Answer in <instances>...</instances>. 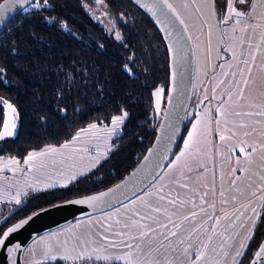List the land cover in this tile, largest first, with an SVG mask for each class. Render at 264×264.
Listing matches in <instances>:
<instances>
[{
	"label": "trees",
	"instance_id": "16d2710c",
	"mask_svg": "<svg viewBox=\"0 0 264 264\" xmlns=\"http://www.w3.org/2000/svg\"><path fill=\"white\" fill-rule=\"evenodd\" d=\"M214 1L220 10L223 0ZM0 69V99L18 115L15 136L0 140V156L22 159L67 143L88 124L109 125L128 113L88 174L29 197L2 220L11 209L6 211L0 234L35 210L113 185L153 140L158 122L153 91L160 86L165 94L167 54L152 20L129 0L33 1L0 30ZM3 117L0 104V126ZM193 118L188 114L175 152ZM263 234L264 207L242 264Z\"/></svg>",
	"mask_w": 264,
	"mask_h": 264
},
{
	"label": "rangeland",
	"instance_id": "374dc122",
	"mask_svg": "<svg viewBox=\"0 0 264 264\" xmlns=\"http://www.w3.org/2000/svg\"><path fill=\"white\" fill-rule=\"evenodd\" d=\"M225 1L227 3V13L223 15L222 20L224 22L226 20L228 23L221 24L219 16H216L218 24H221V46L219 57H217L215 62L206 63L208 66L206 67V71H204L205 79L203 82L200 81L202 78L198 80V73L196 74L197 78L195 81L196 84L197 82H199V84H197L195 91L192 94L188 111V114H190L193 108L194 110L200 109L201 117L204 118L202 119L203 123L208 124V141L205 140L206 144L203 142V146L205 145L204 151L207 153V156L205 158L203 157L202 162L206 166H209L211 175L214 174L212 168L214 167V164L216 165L218 179L222 174V170L224 171L221 181L219 179L220 187L216 184V186L219 187L218 192L214 188L212 182L207 190L203 191V194L206 193L205 196H199L198 199L199 206L201 205L202 209L211 210V216L205 223V232L207 233V236L204 244H207L208 247L204 249L201 246L200 248V251L203 253L208 250L209 245L211 246L212 241L217 238L218 235L219 239L223 241L235 227V224L226 225V222L223 221V217L219 219V225H216L215 221L218 218L216 216L214 217L213 214L218 207H221V203L223 202L224 196L221 195V193L226 194V199L231 198L237 201L244 197V191L234 193L235 190H233L234 187H238L242 182L245 184L248 182L247 179L245 180V177L244 180L239 179L237 181V173L236 171H233V166H236L235 163L243 160L245 156V154L241 153L239 150L241 141H249L252 136L264 137V116L243 115L244 113H259L264 111V108L261 105L253 107L250 102L251 99L255 100V102L260 100L264 101L263 81L258 79L260 78V74H258L257 78L255 77L256 79L253 80V62L250 60L252 57V43L261 40L262 36H264V0H251V3L247 8V15L240 17L239 24L236 23L237 18L231 15L229 10V6H232L233 0ZM229 15H231V18L227 19ZM260 25L261 28H263L262 31H259L258 29ZM241 29L246 30L241 31ZM244 61H247V64H245ZM200 65V62L196 60L197 70H199ZM249 68L251 69L250 73L248 71ZM262 68L264 69V67H261V69ZM245 80L247 81L246 85L244 83ZM160 90L163 91L160 98V108L157 111L156 92ZM253 92H255L256 97L252 96ZM164 96L163 87L159 86L153 91L154 107L158 116L162 110ZM229 96H231V99H229ZM217 109H222L224 115H220ZM236 113H241L242 115L237 116ZM119 116H123V114ZM217 120L220 121L219 125L216 123ZM241 123L248 125V127H239ZM92 124L95 123L88 124L82 129L87 130ZM95 125L97 126L95 136H93L92 133L86 135L82 134V129H80L73 137H76L79 134L82 138L74 144L71 143L73 137L67 142L72 148L80 149V151L72 152L71 159L65 158L63 164L59 163V160L61 159L60 157H49L47 158L48 166L46 168L39 170L34 169L31 173H28V167L24 163L27 155L22 159L0 156V161L5 162V164L7 161L13 159L20 161L19 169L23 170H17L14 173L9 170L8 167H4V170L0 172V216L17 205L15 201L11 199V196L15 195L17 188L27 192L26 196L21 197L22 202L31 196L42 193L43 191L62 188L64 187L61 186L62 184L68 185L79 177L88 174V172L99 162L98 159H101L106 155L109 149L106 141L111 139L116 131H119V125L115 127V131H112V122L109 125L97 123ZM2 127L0 130H2ZM245 132H248L250 135L245 137L243 135ZM233 133H235V135H233ZM221 135L226 137L224 141L220 140ZM187 136V131H185V140L184 137L182 139L184 144L187 141ZM182 142L179 144V147L176 152H174L167 166H171L173 162L180 163V159L177 160V157H181V153L184 150V148H182ZM60 146L61 145L52 147L59 148ZM244 146L248 153L247 145ZM45 148L35 152H40ZM263 151L264 150L257 149L255 153L264 154ZM237 152L241 156L237 157ZM53 160L57 161L54 165L52 163ZM253 162H255V160H253L249 166H252ZM259 166L263 167L264 165L259 164ZM12 167L16 166L13 165ZM229 169L231 170L230 173H228ZM73 172L77 174L76 179L68 180L67 177ZM81 172L83 174H81ZM211 177L213 179V176ZM156 180L140 195L114 209L74 220L59 228L37 236L24 248L22 253V264H34L35 261H43V264H54L57 260H61L62 263L65 264H73V261H65L61 258L60 252L65 246V243L67 244V247L71 248L72 246L79 244L80 240H84L87 246L91 248L106 247L107 242L112 240H127V234L129 232L132 235L138 234L136 229L131 227L132 221L139 220L140 217L145 214L157 216L162 223L168 224V229L163 231L170 230L169 227L172 224L169 223V221H166V217L158 213H151L150 211L151 208H155L153 206L156 200L150 201L149 203L150 199L148 194L154 191L155 186H158L156 184L159 181ZM249 180L251 181L250 177ZM35 181L40 182L39 185H37V190L25 187L26 182L32 183ZM54 181H59L60 183H57L52 188L43 187L44 183H53ZM228 185H232V188L227 189ZM161 189L163 190L164 187H161ZM155 192H158V190L156 189ZM215 193L218 194V201L215 197ZM233 193L234 196H231ZM249 193L250 192H248V195H250ZM218 202H220L219 206L217 205ZM242 208L243 207H237L234 214L239 212ZM168 210L170 212L169 207ZM117 221H119V223H117ZM125 224L129 225V227L125 228ZM149 226L159 229V225L156 223H150ZM224 226L226 227L224 228ZM213 227L216 229L215 232L212 231ZM117 232H124L125 236L120 237L115 235ZM183 232L184 230L179 234H182ZM152 235L157 234L153 233ZM103 237H106L107 239H102ZM209 238H211L210 241ZM161 239L162 237H159L158 235L157 239L154 241L150 238L146 239L142 245V252H137L135 248L132 249V251L138 259L152 261L154 264H186L184 259L186 254H182L180 251L181 244L179 241L184 240L182 236H178L177 234L176 237H172L171 244L165 241L163 246H160ZM231 241L233 243L232 239ZM130 242L134 245L141 243L137 240ZM47 245H51L57 251L56 259H52L50 256H45V248ZM84 246L85 245H80L81 248ZM127 251L128 249L123 248V246L119 248H107V252L113 256L117 254L123 255ZM188 253L191 252L189 251ZM75 264H108V262L103 260L97 261L95 256H92L91 259L85 257L83 260H77ZM111 264H124V261H113Z\"/></svg>",
	"mask_w": 264,
	"mask_h": 264
},
{
	"label": "crops",
	"instance_id": "0c3cea01",
	"mask_svg": "<svg viewBox=\"0 0 264 264\" xmlns=\"http://www.w3.org/2000/svg\"><path fill=\"white\" fill-rule=\"evenodd\" d=\"M168 1L176 8L181 19L184 20V24L191 37L195 58L193 79L194 92L197 84H199V82L196 84L195 81L197 78L196 74L198 73V80L202 78L200 81L203 82L205 79L204 71H206V67L208 66L206 63L215 62L217 57H219L221 28L216 19L217 7L214 0ZM185 4L188 5L187 8L184 7ZM209 5L214 7V14L209 10ZM258 29L259 31L263 30L261 25ZM254 42L255 43H252L251 55L252 57L255 56V60H253L252 57L250 59L253 62V80L257 78L258 74H260V78L258 79H261L264 85V69H261V67H264V39L261 38V40ZM196 60L201 64L199 70L196 68ZM252 96L256 97L255 92H253ZM250 102L253 107L261 105L264 108V101L260 100L257 101V103L255 100L251 99ZM192 112L194 113V118L187 129V137L189 138V134L193 133V125H196L197 128L191 147L185 149L184 141L182 142V148H184L183 153H185V155L180 157V163L173 162L171 166L166 165L167 167L164 168L156 180L159 181L156 184L158 186H155L154 191L148 194L150 199L149 203L150 201L156 200L153 207H169L170 212L176 213L172 217V220L176 225H180V227L173 229V224L171 223L172 225L169 229L177 231L178 236H182L185 241L184 244H181L180 251L182 254H186L184 257L186 264H192V262L195 261L196 255L201 252L200 248L201 246L203 248L207 236V233L205 232V223L211 216V210L202 209L201 205L199 206V196H205L206 193L203 194V191H206L212 182L214 188L218 192L220 187L219 179L221 181L222 174L224 173L222 170V174L218 179L216 165L214 164V167L212 168L214 174L211 175L209 166H206L202 162L203 157L205 158L207 156V153L204 151L205 145L203 146V142L205 143V140H207L209 136L208 124L203 123L202 119L204 118L201 117L200 109L194 110L193 108ZM198 120L200 121L199 124H197ZM116 133H118V131H116ZM188 138H186L187 141ZM110 140L111 139H108V141H106L107 146H109ZM248 143L254 145L257 149L262 150V148H264V137L252 136ZM247 148L248 153H250L251 148ZM236 155L238 156V152ZM250 158L251 161L255 160L252 166H249V163L246 162L245 156L243 160L239 161V163H235L236 166H233L237 173L236 180H244L245 177V180L247 179L248 181L246 184L242 182L238 187H234L233 189L235 190L234 193L244 191V197L238 201L231 198L226 199V194L223 193L224 199L221 203V207H218L213 214V216H216L218 219L223 217V221L226 222V225L235 224V227L223 241L219 239L218 235V237L212 241L211 246L209 245L208 250L204 252L203 258L198 264L243 263V256L249 238L256 229L258 217L264 207V166H259V164L264 165V154L252 153ZM101 159L98 160L100 161ZM230 171L231 170L229 169L228 173H230ZM211 176H213V179ZM249 177L252 182L249 180ZM216 184L219 187L216 186ZM181 185L185 186L181 187ZM161 187H164V189L162 190ZM227 187V189H231L232 185H228ZM156 189L158 192H155ZM248 192H250V195H248ZM234 193L231 196H234ZM162 195L165 197V200L163 201L159 199ZM215 197L218 201V194L215 193ZM169 199H176L177 205L173 206L168 204L167 200ZM179 201H184V203L181 205ZM219 203L220 202L217 203L218 206ZM237 207L243 208L234 214ZM193 212L196 213L195 216L192 215ZM184 216H188L189 219L184 220ZM225 227L226 226H224V228ZM182 230H184V232L179 234ZM230 238L233 240V243ZM241 245H243V247H241ZM186 248L187 252L185 253ZM189 251L191 253H188ZM237 252H240L241 254L237 255Z\"/></svg>",
	"mask_w": 264,
	"mask_h": 264
},
{
	"label": "water",
	"instance_id": "95a60500",
	"mask_svg": "<svg viewBox=\"0 0 264 264\" xmlns=\"http://www.w3.org/2000/svg\"><path fill=\"white\" fill-rule=\"evenodd\" d=\"M33 1L35 0H0V5L3 6L0 9V30L15 14ZM129 1L152 20L167 54V84L153 140L137 164L113 185L92 194L45 206L7 226L0 236L7 228L13 227L22 220H28L23 227L9 235L3 246H0V264H22L24 248L37 236L74 220L109 211L134 199L159 177L175 152L185 127L193 94L195 58L191 37L185 24H181L176 16L168 11L162 0ZM250 3L251 0H244V3H241L240 0H233L231 7L233 12L239 11L244 14L241 17H244ZM225 5L226 1L223 0L220 10L217 8V16H219L221 24L228 23V21L222 20ZM233 12L231 15L234 16ZM0 104L3 107L4 120L7 110L2 102ZM2 125L3 121L0 129ZM17 128L18 118L16 119L14 134L9 137L15 136ZM239 156L241 155L238 153L237 157ZM105 193L107 195L95 203H74V201L86 200ZM21 206L22 202L6 213L2 220L11 217ZM29 217L31 219H28ZM262 247H264V234L247 264H264V257L256 255Z\"/></svg>",
	"mask_w": 264,
	"mask_h": 264
},
{
	"label": "snow or ice",
	"instance_id": "6c2138e0",
	"mask_svg": "<svg viewBox=\"0 0 264 264\" xmlns=\"http://www.w3.org/2000/svg\"><path fill=\"white\" fill-rule=\"evenodd\" d=\"M241 3H244V0H240ZM162 3L164 4V6L168 9V11L172 12L176 18L180 21L181 24H184V20L180 18L179 13L177 12L176 8L168 2V0H162ZM185 8L188 7L187 4L184 5ZM3 6L0 5V9H2ZM199 10V9H198ZM209 10L211 12H213L214 14V7L209 5ZM229 10L230 12H233V10L231 9V5L229 6ZM234 16L237 18L236 19V23L239 24L240 23V17L242 15H244L243 13L239 12V11H234L233 12ZM231 15H229L227 17V19H230ZM225 22H227L225 20ZM235 30V29H233ZM246 29H241V31H245ZM262 39H264V36H262ZM253 60H255V56L252 57ZM245 64H247V61H244ZM3 70L0 69V72H2ZM249 73L251 72V69H248ZM245 85L247 84V81H244ZM163 90H160L158 92H156V109L157 111L160 108V98H161V93ZM242 95V94H241ZM229 99H231V96H229ZM3 103L6 111L5 114V119L3 120V127L2 130H0V139H4L5 137H9L12 136L14 134V130L16 128V119L17 117V110L16 108L9 103L7 100H2L0 101ZM217 111L220 113V115H224V111L222 109H217ZM128 113L125 112L123 114V116H115L112 118V124H113V129L112 131H115V127L119 124H123L124 120L127 118ZM237 116L242 115L241 113H236ZM243 115H248V116H252V115H261L264 116V111H261L259 113H244ZM200 121H197V124H199ZM217 125H219L220 121L217 120L216 121ZM239 127L241 128H246L248 127V125L241 123L239 125ZM196 125H193V133L189 134V138L188 141L185 142V149H189L192 145V142L194 141V134L196 132ZM96 129L97 126L95 124H92L89 126V128L87 130H81L82 134H88V133H92L93 136L96 135ZM111 134V133H109ZM233 135H235V133H233ZM245 137L249 136L250 134L248 132H245L243 134ZM81 135H77L76 137H73L72 140V144L76 143L77 141H79L81 139ZM226 139V137L224 135L220 136V140L224 141ZM244 145H247V147L251 148V153H255L257 151V148L252 145L249 144L247 140L241 141V146H240V152L245 154V159L246 162H248L249 164L252 162L251 161V153H247L246 152V148ZM86 150V149H85ZM231 150V148H230ZM262 150H264V148H262ZM80 151V149H76V148H72L70 146L69 143H65L63 145H61L59 148L57 147H52L49 146L47 148H45L44 150L40 151V152H31L28 154V156L26 157L24 163L25 165H27L28 167V173H31L34 169H43L46 168L48 166V160L47 158L49 157H60L61 159L59 160V163L63 164L64 163V159H71V153L72 152H78ZM185 153H181V156H184ZM180 157H177V160H179ZM53 165L55 163H57L56 160L52 161ZM237 163H239V161H237ZM19 164L20 161L18 160H9L6 162L0 161V172H2L4 170V167H8L9 170L13 171L14 173L17 170L23 171L22 169H19ZM13 165H15L16 167H12ZM190 170V169H189ZM233 171H235V169H233ZM81 174H83L81 172ZM76 173L73 172L72 174H70L67 179L68 180H74L76 179ZM39 181H35L32 183H28L26 182L25 187L27 188H31L33 190H37V185H39ZM57 183H60L59 181H54L53 183H44L43 187L44 188H52L54 187ZM61 186H66V185H61ZM185 185H181V187H184ZM27 192L23 191L20 188H17L15 195L11 196V199L15 201V203L17 205H19L21 203V197L22 196H26ZM107 195L102 194L101 196H93L90 197L86 200H80V201H74V203H95L98 201H101L103 196ZM221 195H223V193H221ZM160 200H165V197L162 195L159 197ZM167 203L170 205H177V200L176 199H169L167 200ZM179 203L182 205L184 203V201H179ZM214 207V205H213ZM151 213H158L164 217L167 218V220L169 221V223L173 224V229H176L178 227H180V225H176L175 222L172 220V217L176 214L175 212H169L168 208H161V207H156V208H151L150 209ZM193 216L196 215L195 212L192 213ZM28 219H31V217H29ZM184 220L189 219L188 216H184L183 217ZM28 222V220H22L20 223L15 224L13 227H9L7 228L6 231H4L2 233V236H0V246H3L5 244V240L9 237V235L11 233H14L17 231V229L23 227L24 224H26ZM117 223H119V221H117ZM150 223H156L159 225V229L158 228H154V227H150ZM216 225H219L220 220L216 219L215 221ZM125 228H128L129 225L125 224L124 225ZM131 227L136 229L137 231V235H132L130 232L127 234L128 238L127 240L125 239H120V240H112V241H108L106 247H91L89 248L86 244V242L84 240H80L79 244L72 246L71 248L67 247V244L65 243V246L62 248L60 255L61 258L65 261L67 260H71L73 261V264H75V262L77 260H83L85 257H87L88 259H91L92 256H95V259L97 261L103 260L105 262H108V264H111V262L113 261H124V264H154V262L152 261H145V260H141L138 259L132 249H136L137 252H142V245L143 242L146 239H151L152 241L157 239V235L159 237H162V239L160 240V246H163L164 242L167 241L169 244L172 243V237H176L177 236V231L175 230H168V231H163V230H167L168 229V224L167 223H162L157 216L155 215H151V214H145L144 216H141L139 220H134L131 223ZM213 232L216 231L215 227H213L212 229ZM153 233H156L157 235H152ZM115 235L120 236V237H124L125 233L124 232H117L115 233ZM102 239H107L106 237H103ZM133 240H137L140 241L141 243L138 244H132L130 241ZM211 240V238H209V241ZM180 244H184L185 241L184 240H180L179 241ZM80 245H85L84 247H80ZM123 246V248L128 249L127 252H125L123 255L117 254L115 256L109 254L107 252V248L108 247H121ZM208 247L207 244L203 245V248L206 249ZM241 247H243V245H241ZM187 252V248L185 249V253ZM240 252H237V255H240ZM204 253L203 252H199L196 257H195V261L192 262V264H198V262L203 258ZM257 256H261L264 257V247H262L260 249V251L256 254ZM45 256L48 257L50 256L52 259H56L57 256V251L51 246V245H47L45 248ZM34 264H43V261H35Z\"/></svg>",
	"mask_w": 264,
	"mask_h": 264
},
{
	"label": "flooded vegetation",
	"instance_id": "af4514ba",
	"mask_svg": "<svg viewBox=\"0 0 264 264\" xmlns=\"http://www.w3.org/2000/svg\"><path fill=\"white\" fill-rule=\"evenodd\" d=\"M239 7H240V5H239ZM241 7H242V5H241ZM221 10H222V8H221ZM226 13H227V3H226L225 8L223 10V15H225Z\"/></svg>",
	"mask_w": 264,
	"mask_h": 264
}]
</instances>
